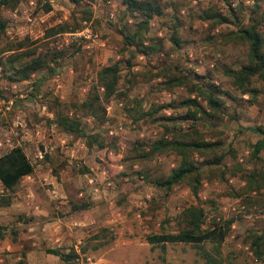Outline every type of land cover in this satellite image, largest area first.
Listing matches in <instances>:
<instances>
[{"label": "rangeland", "instance_id": "1", "mask_svg": "<svg viewBox=\"0 0 264 264\" xmlns=\"http://www.w3.org/2000/svg\"><path fill=\"white\" fill-rule=\"evenodd\" d=\"M123 1L19 0L2 7L0 130L11 129L0 132V155L23 144V128L32 134L40 116L48 123L58 113L76 119L88 137L66 132L75 153L63 159L48 152L37 158L44 146L35 142L26 151L32 176L9 192L0 182V202L24 190L17 201L26 218L20 226L32 232L24 227L30 218L36 230V264H205L193 244L146 239L179 231L180 214L192 205L204 209V228L234 219L220 244L203 243L207 251L223 264H264L251 249V234H264V189L247 187L248 178L264 170V148L256 154L253 148L264 140V71L243 84L232 75L248 64L239 30L253 23L264 38V0H156L162 14L148 23ZM210 10L227 21L203 18ZM57 25L66 30L46 33ZM38 57L46 65L23 78L24 65ZM115 64L118 79L107 99L98 72ZM188 99L198 107L184 103ZM90 100L92 107L85 105ZM162 137L210 144L187 149L197 167V194L190 180L169 190L154 183L182 159L168 144L152 150ZM86 149L115 153L116 164L100 169L111 185L76 157ZM80 205L85 208H74ZM15 219H0V232ZM2 242L0 258L7 252ZM49 248L74 250L76 257L66 262Z\"/></svg>", "mask_w": 264, "mask_h": 264}, {"label": "trees", "instance_id": "2", "mask_svg": "<svg viewBox=\"0 0 264 264\" xmlns=\"http://www.w3.org/2000/svg\"><path fill=\"white\" fill-rule=\"evenodd\" d=\"M19 0H0V33L4 31L6 27V21L1 14L2 7L13 8L17 5ZM77 2L78 0H71ZM126 9L131 13H137L144 17L143 22L148 23L154 15L162 14V6L156 2V0H124ZM50 9L49 5L45 10ZM205 19H214L217 22L227 21V18L221 13L215 10H210L203 15ZM66 30L64 25L53 26L47 30V34L64 32ZM240 36L248 43V64L243 66L239 71L233 72L235 80L240 84H243L244 79H248L250 76L264 71V38L262 34L256 29V26L252 23L247 28L239 30ZM22 44V43H21ZM46 65L45 60L41 58L31 59L30 62L24 65L23 70L26 72L22 76L28 77L29 72L36 71ZM98 79L101 86L105 90V98L114 92L116 82L118 79V66L109 65L103 67L98 72ZM210 104L214 103L211 96L207 97ZM94 100H98V96H94ZM92 101L90 104L86 103L88 107H92ZM184 103H191L195 105V101L192 99L186 100ZM91 109L92 113H96ZM104 110V109H103ZM204 112V111H203ZM57 115V114H56ZM103 117V116H102ZM55 122L67 133H74L79 136L88 137L81 127L80 121L70 118L64 114H59L56 117ZM255 129V128H254ZM168 144L172 149H176L181 155L182 159L180 164L171 171V173L164 179H156L154 183L166 190L172 188L173 185L180 183L183 180H190V186L194 194H197L199 187L198 172L195 164L190 161L188 156V148L205 147L210 145L208 143H195L186 142L183 140L175 139L173 141H167L164 137L153 141L152 150L159 152L165 149L164 145ZM91 143H88L90 146ZM254 154L264 148V140L260 139L253 145ZM33 171V165L20 145L13 146L11 149L0 155V181L7 189L15 187L22 176L28 175ZM255 186L258 189H264V170H261L256 175H251L247 180L248 191L252 190ZM2 205L6 203L5 198L0 202ZM75 209L85 208V206H75ZM182 228L177 232H161L149 234L146 239L151 244L165 245L167 243H189L199 248V254L205 260V264H223L215 255L207 251L203 243L205 241H212L220 244L229 230V227L234 220L230 218L224 222L213 221L212 225L204 228L203 218L204 209L200 206H190L185 208L181 214ZM251 249L253 254L258 259L264 260V234H251ZM48 252L57 255L63 261H69L76 257L74 250L70 252H63L61 249L49 248ZM2 264H28L24 258L11 263Z\"/></svg>", "mask_w": 264, "mask_h": 264}, {"label": "crops", "instance_id": "3", "mask_svg": "<svg viewBox=\"0 0 264 264\" xmlns=\"http://www.w3.org/2000/svg\"><path fill=\"white\" fill-rule=\"evenodd\" d=\"M44 119H45L44 116H40V118L36 120V123H33V131L32 134L30 135L28 133L29 132L28 129L23 128L24 129L23 131L27 134L20 137V139L23 141V144H20V146L23 148L24 152L26 153V151H28L29 149L34 150L35 148L34 144L36 142V145L39 143L44 146V151L39 150L36 153V157L39 159H41L43 154H45L46 152L50 153L52 157H60L61 159H63V155L64 154L66 155V153L73 155L75 153V149L72 147L69 148V146L66 144V138H65L66 132L63 131V129L55 121L48 123ZM19 123L21 124L22 122ZM10 129L7 127L6 128L2 127L0 132H5V131L9 132ZM59 145L61 147L60 150L57 149ZM2 151L0 150V152ZM106 151L104 149H98L96 151L95 150L89 151L87 149L79 150L78 151L79 153L77 152L78 156L76 155V157L83 158V164L86 166V170H89L97 175L101 174L103 175V179H104L103 173L104 172L107 173V172L105 170L101 171L100 169H103L104 166L111 167V165L116 164L115 161L117 157L115 155L108 157ZM97 157L98 159H96ZM41 164L42 162L38 164L36 167V174L40 176L43 173ZM94 170H96L97 172H94ZM31 176H32V172L28 175L22 176L17 186L24 185L27 182L25 180V177H31ZM88 181L89 183H92L93 177H88ZM62 183H64V180H62ZM89 186L92 190L93 189L97 190L95 184ZM5 189L7 192H9V189L7 188ZM23 191L17 192L18 196L14 195V197L13 196L10 197V202L9 200L6 199V203H5L6 205L5 204L0 205V219L3 220L6 218L7 220L12 221V219L16 217V219L13 220L14 221L13 223L11 222L9 225H6V227L1 230L2 232H0V240L3 241L2 245L3 247H5L7 251L6 254H4L0 258V262L3 263L16 262L17 260L24 258L28 264H36V241L34 238V236H36L35 233L36 230H34L35 228L31 226L32 221L30 220V218H28L27 220V222L29 223L24 224V227L28 226V230L29 231L33 230L32 232L27 233L22 229V226H20L23 225V221L26 219L25 217H23V214L21 213L22 211L17 206L18 205L17 201L19 200V196ZM53 192L55 193L56 191L53 190ZM86 210L85 209L77 210L76 212L72 213V215L74 214L78 217L79 215L83 214ZM32 214L36 215V212H32ZM21 217L23 218V220H19ZM1 225H5V224H1ZM30 246L32 248V249L30 248L32 251H28L27 249ZM2 249L4 250V248Z\"/></svg>", "mask_w": 264, "mask_h": 264}, {"label": "built area", "instance_id": "4", "mask_svg": "<svg viewBox=\"0 0 264 264\" xmlns=\"http://www.w3.org/2000/svg\"><path fill=\"white\" fill-rule=\"evenodd\" d=\"M118 129H121V126H119ZM110 133L113 134V131L110 130ZM106 154H107L108 157H111V156H114L115 155V153L112 150H109V149L106 151ZM103 174H104V183L106 185H111L112 184V181L107 178L108 177L107 176V173L104 172Z\"/></svg>", "mask_w": 264, "mask_h": 264}]
</instances>
